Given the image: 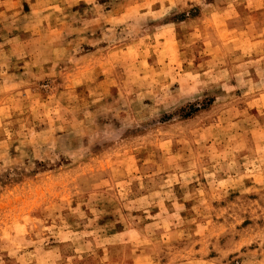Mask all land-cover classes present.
<instances>
[{
  "label": "rangeland",
  "instance_id": "obj_1",
  "mask_svg": "<svg viewBox=\"0 0 264 264\" xmlns=\"http://www.w3.org/2000/svg\"><path fill=\"white\" fill-rule=\"evenodd\" d=\"M0 264H264V0H0Z\"/></svg>",
  "mask_w": 264,
  "mask_h": 264
}]
</instances>
